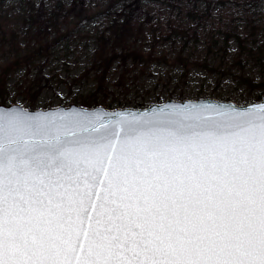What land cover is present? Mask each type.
<instances>
[{
  "label": "snow or ice",
  "instance_id": "snow-or-ice-1",
  "mask_svg": "<svg viewBox=\"0 0 264 264\" xmlns=\"http://www.w3.org/2000/svg\"><path fill=\"white\" fill-rule=\"evenodd\" d=\"M0 264H264V104L0 110Z\"/></svg>",
  "mask_w": 264,
  "mask_h": 264
},
{
  "label": "rangeland",
  "instance_id": "rangeland-1",
  "mask_svg": "<svg viewBox=\"0 0 264 264\" xmlns=\"http://www.w3.org/2000/svg\"><path fill=\"white\" fill-rule=\"evenodd\" d=\"M29 1H33L36 6L41 2L0 0V70L25 53L30 28L27 19ZM44 1L49 11L58 2L68 4L67 0ZM205 1L212 4L211 17L201 22L196 31L197 40L185 45L183 38L177 37L174 43L170 40L154 45L153 34H166L169 20H174L175 27L180 30H192L197 22L191 16L195 5L193 0H146L145 9L152 19L145 20L146 31L141 44L145 53L153 49V58H149L147 63L142 61L136 66L128 65L125 88L116 87L122 70L119 63L115 64L110 70L103 94L96 95L95 90L99 85L95 74L86 72L95 61L99 36L109 34L116 16L109 12L108 0H88V15L93 18L92 21L77 30V22L73 19L59 25L56 30L62 40L52 50L50 58L35 62L29 75L24 68L9 75L5 91L0 90V105L47 110L71 105L82 107L81 103L85 100L91 103L90 109L103 106L109 110H143L170 100L213 99L238 106L260 102L257 101L259 97L264 101V3L254 7L249 5V0ZM172 6L178 9L173 11ZM117 11H120V6ZM205 12L206 4L200 0L195 13L201 16ZM249 19L254 20L256 26L255 38L247 42V50L242 52L239 43L233 39L227 40V36L253 34L252 30L249 33ZM12 40L18 43V47H12ZM209 44L213 45L212 51L208 50ZM221 48H227V53ZM180 58H185V61ZM41 64H45L42 77L48 81L46 84L39 80L38 67ZM244 80L252 81L256 87L244 84ZM21 85H45L46 88L31 94L30 102L26 99L27 94L18 89Z\"/></svg>",
  "mask_w": 264,
  "mask_h": 264
},
{
  "label": "trees",
  "instance_id": "trees-1",
  "mask_svg": "<svg viewBox=\"0 0 264 264\" xmlns=\"http://www.w3.org/2000/svg\"><path fill=\"white\" fill-rule=\"evenodd\" d=\"M108 1V10L110 13H113L116 18L110 26L109 34H102L99 36L98 50L95 53V61L91 69L86 72L88 74H95L99 85L98 89L95 90L96 95L103 94L102 91L104 88L106 89L107 78L109 76L110 70L115 64L119 63V68L122 70V74L116 83V87L125 88V79L128 74V65L136 66L139 63H142V61L147 63V60L149 58H153L154 56L153 49L150 50L149 53H145L141 44L146 31L145 20L147 18L152 19L149 12L145 9L144 3L146 0ZM199 1L200 0H193L195 8H193L194 13H192L191 16L197 22L196 26L192 28V30H180L178 27H175L174 20H169L166 25V29L168 30L166 34H153V41H155L154 45L161 41L166 42L170 40L174 43V39L177 37L183 38L185 45H187L188 42L197 40V29L201 26V22H203L205 18L211 17L210 12L212 11V7H210L212 5L210 4L211 2L204 0V3L206 4V12L201 16L195 13V9ZM67 2L68 4H61L58 2V4H56L55 7L49 11L44 0H41L37 6L33 1H29L28 6L30 7V13L27 16V19L30 22V28L27 32L25 53L23 57L17 56L9 64L1 68V91H5L9 75L14 74L16 71L23 68L26 69L27 75H29L35 62H39L42 59L48 60L50 58V53L53 49H55L58 42L62 40L61 34H59L58 30H56L59 25H63L64 23L67 24L69 22L68 20L73 19L77 22V30L78 28H82L92 21L93 18L88 15V0H67ZM248 3L250 6L252 5L254 7H258V3L259 5L264 3V0H249ZM119 6L120 11H117V7ZM172 7L173 11L178 9L175 6ZM248 24L249 33L250 30L253 31V34L250 33V36H239L237 34H230L227 36V40L233 39L239 43L242 52L247 50V42L255 38L254 33L256 26L254 25V20L249 19ZM153 31L155 32L156 29L153 28ZM53 32L56 34L53 35ZM12 47H18V43H14V40H12ZM226 49H222L225 54L227 53ZM18 50H20V48ZM208 50H213L212 44L208 45ZM180 60L185 61V58H180ZM197 65L203 67L201 64ZM44 67L45 64H41L38 67L40 76L39 80L42 82V84H46V82H48L42 77ZM243 83L256 87L254 86L253 82L249 80H244ZM45 88V85L44 87H24V85L18 87L22 93L27 94L26 99H28L30 102L32 101V95H34L35 92H41L42 89ZM1 98V100H3L2 96ZM261 100L262 97H259L257 101ZM30 104H33V102ZM90 104L91 103L89 101L83 100L81 106L90 108Z\"/></svg>",
  "mask_w": 264,
  "mask_h": 264
},
{
  "label": "water",
  "instance_id": "water-1",
  "mask_svg": "<svg viewBox=\"0 0 264 264\" xmlns=\"http://www.w3.org/2000/svg\"><path fill=\"white\" fill-rule=\"evenodd\" d=\"M213 103V104H230L235 106L238 109H251L253 105H262L264 104V101L262 102H258V103H252L246 106H238L234 103H230V102H219L213 99H200L198 101H183V102H176L173 100H170L164 104H156V105H152L144 110L141 109H130V108H125V109H116V110H108L105 107H97L94 109H89V108H83L80 106H76V105H71L69 107H59V108H51V109H47V110H27L21 106H17V105H11V106H4V105H0V110L3 111H11L12 109H23L26 110L27 112L30 113H37V112H47V113H52L55 115H62V114H66V113H72V112H101L102 114H112V113H123L124 115H127L128 113L131 112H135V113H140V112H144V111H150L151 108L156 107V106H163L165 104H184V103ZM117 117H112V119H116Z\"/></svg>",
  "mask_w": 264,
  "mask_h": 264
}]
</instances>
